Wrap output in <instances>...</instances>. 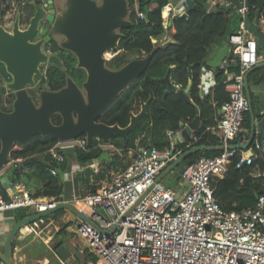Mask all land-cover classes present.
Wrapping results in <instances>:
<instances>
[{
  "label": "built area",
  "instance_id": "obj_1",
  "mask_svg": "<svg viewBox=\"0 0 264 264\" xmlns=\"http://www.w3.org/2000/svg\"><path fill=\"white\" fill-rule=\"evenodd\" d=\"M187 1L168 3L171 9L166 26L162 24L163 38L170 39V32L174 30L172 19L187 10ZM223 2L224 5H233L242 20L239 31L229 36L228 55L220 65L227 76L231 73L227 71L228 63L239 64L238 72L229 74L224 80L228 99L218 108L220 118L217 125L210 127L219 130L220 152L214 156H201L187 165L180 172L185 189L173 190L161 180L156 181L162 169L180 153L175 151L178 143L175 134L179 130L168 129V146H138L130 165L116 173L111 181L92 192H75L73 202L83 218L78 216L74 220V231L83 242L88 258L73 264H264V195L258 196L251 208L226 210L215 198L212 186L215 178L225 175L236 156L237 168L253 162L254 155H246V151L231 145L238 144L232 141L241 132L244 115L249 110L244 87L247 73L264 61V53L258 51L257 41L246 36L247 0H237L236 4L235 0ZM130 6L138 18H144L138 0H133ZM4 18L2 26L10 31L14 19ZM121 52L118 48L105 52L104 56L109 60ZM41 72L45 79L46 69ZM2 103L7 106V100ZM193 138L194 142L199 139ZM59 142L48 150L56 161L63 160L62 151L68 148H59ZM65 142L71 143L69 147H87L84 136ZM16 145L11 152L20 150V145L15 148ZM23 160L10 156L4 168L19 166L21 173L27 172L29 167L21 165ZM51 171L56 172L55 169ZM260 173L256 167L251 174L258 176ZM18 185L14 184L16 191ZM15 192L8 200L0 193V213L30 207L34 212H43L58 205L54 199L33 198L25 190L20 195ZM37 221L42 219L29 224V234L42 240V229ZM54 255L60 264H67L56 253ZM0 264L3 263L0 261Z\"/></svg>",
  "mask_w": 264,
  "mask_h": 264
},
{
  "label": "trees",
  "instance_id": "obj_2",
  "mask_svg": "<svg viewBox=\"0 0 264 264\" xmlns=\"http://www.w3.org/2000/svg\"><path fill=\"white\" fill-rule=\"evenodd\" d=\"M15 1L17 2L16 7L19 8L21 2L25 0ZM127 1L129 5H132L133 0ZM138 2L139 9L144 14V7L148 5V15L145 14L144 18L140 19L135 10H131L129 19L132 26L121 30L125 35L119 41V49L122 52L107 60L106 64L111 69H117L128 62L131 56H142L148 54L153 47L158 46V48L145 72L118 95L108 110L99 118V121L108 125L117 124L124 127L129 123L130 112L137 113L139 111L141 100L148 101L146 113L140 118L135 128L128 133L126 144H123L119 136L111 137L110 144L120 152L113 151L114 153L108 155V160H103L104 155L108 152L98 146L101 141L97 139H94L91 146L85 149L73 146L69 150L62 151V161H56L48 152L59 141L53 137L36 135L30 143L20 146V150L12 151L10 156L12 158L22 157L24 160L21 165L28 166L29 171L21 173L19 166H10L6 172L13 183L22 182L26 187L34 186L35 190L29 192L33 198L61 199L64 186L63 173L67 170L71 160H76L81 165H87L91 160L100 161L96 170L85 168L75 175L81 188L85 186L89 189L84 192L95 191L99 187V183L93 184L92 181H99L105 175H109L111 169H114L119 163L122 164V160L125 161L122 165V168L125 169L130 160L126 157L128 150H132L134 156V151L138 146H156L157 148L168 146L166 130H180L183 124L191 121L195 116L199 117L200 124L193 131V136L199 137V139L194 142L192 136L188 141L179 142L175 145V151L182 153L191 146L199 144L214 146V148L191 152L178 163L181 166L180 171L201 156H214L220 152L218 148L220 145L219 130H206V128L217 125L220 118L218 108L228 99L225 82L222 80L224 69L216 68L215 84L210 87L206 95L202 96L199 89L201 68L207 62L210 46L226 44L229 36L239 31V24L242 20L240 14L233 5L216 4L214 8L209 9L204 0H197L186 17L174 16L172 19L174 31L170 32V39L167 40L163 38L162 24L166 26L167 22L163 20L161 9L170 0H138ZM236 2L237 0L234 3L236 4ZM247 4L246 21L254 23L256 11L259 10V14L264 13V3L262 0H247ZM13 7L11 0L7 2L0 0V16L3 17ZM30 9L27 11L28 15ZM50 49L57 53L63 68L48 65L45 87L49 90H58L65 85L67 76H70L77 84H81L85 79V71L76 67L75 56L71 52L61 49L55 41H52ZM189 65H191V71H189ZM259 69L262 72L259 80L264 81V66ZM238 70V62L228 63V72L237 73ZM167 71H169L171 81L180 89H185L189 80L191 81L188 89L189 100L177 92L163 95L166 86L162 77ZM251 98V105L255 112V97L251 95ZM7 100L10 101L8 98ZM255 116L258 117V114L256 113ZM60 121L61 118L58 114L52 116L53 123L57 124ZM250 128L251 117L247 111L244 115L241 132L232 142L237 143L238 140L249 139ZM261 143L264 148V130ZM248 149H251L254 155L250 165L237 168L235 166L238 160L236 156V160L234 159L229 165L225 175L222 178H215L212 182L214 196L226 210L240 211L251 208L258 196L264 195V150L256 147L254 140L246 148L239 150L245 152ZM40 160L53 165L58 172L52 173L51 169ZM256 167L261 173L258 176H253L251 173L256 170ZM0 193L5 199H9L8 193L1 184ZM29 214L31 213L28 208H20L15 212V219L20 220ZM65 230V227H62L58 234H65ZM61 245H63L62 238L54 244V248L57 249Z\"/></svg>",
  "mask_w": 264,
  "mask_h": 264
},
{
  "label": "water",
  "instance_id": "obj_3",
  "mask_svg": "<svg viewBox=\"0 0 264 264\" xmlns=\"http://www.w3.org/2000/svg\"><path fill=\"white\" fill-rule=\"evenodd\" d=\"M32 6V14L28 19L26 28L21 29L18 21L21 12H16L12 29L6 30L0 23V88L4 87L13 92L10 106L0 102V171L9 161L14 144L24 146L30 143L34 136L53 137L61 142L74 140L84 136L86 146H91L94 139L103 144H110L111 137L119 136L126 144L128 133L138 124L140 118L146 113L148 101H140L137 113L130 112L129 123L120 127L117 124L108 125L99 118L108 110L118 95L129 84L138 79L146 70L158 46L144 56L133 55L128 62L117 69L107 66L104 53L116 51L119 41L125 37L122 29L132 26L129 19L131 6L127 0H63V9L60 10L54 0H27ZM187 10L180 14L186 17L194 6L196 0H188ZM15 7V6H14ZM148 15V5L144 7ZM8 12V11H7ZM6 12V13H7ZM26 17L28 13L24 12ZM259 11H256L258 21ZM1 21V16H0ZM50 24L48 33L37 40L40 26ZM51 36H60L58 46L71 52L76 58V67L85 71V79L77 84L70 76L65 79V85L58 90L38 88L36 77L40 75L41 66L54 65L63 68L59 56L54 52L45 51L43 44ZM228 55V46L217 50L214 57L206 62L212 68H218L222 60ZM191 71V65H189ZM226 75L222 76L224 81ZM162 81L165 83L163 95L177 92L189 100L188 89L178 88L170 79L169 71ZM247 93V83L244 84ZM37 92L38 103L28 89ZM249 114L251 128L249 139L245 142L232 144L239 149L246 148L255 138L257 146L263 148L261 133L264 128V112L259 120H255L251 108L249 94ZM58 114L60 123H53L52 116ZM199 117L195 116L187 122L182 134L188 141L190 134L199 126ZM214 146L203 144L194 145L180 153L167 165L164 172H168L184 157L193 151L212 150ZM45 166L54 169V166L40 160ZM58 172V170L56 169ZM159 174L156 181L162 179ZM0 184L8 195L16 191V187L7 175L0 177ZM59 209H69L77 216L83 218L78 210L70 203H60L47 211L34 212L18 220L7 234L3 247L0 248V261L3 264H14L10 258L11 242L14 236L25 226L43 218ZM104 216L103 209L99 210ZM56 252L62 259L70 256V251L61 245Z\"/></svg>",
  "mask_w": 264,
  "mask_h": 264
},
{
  "label": "crops",
  "instance_id": "obj_4",
  "mask_svg": "<svg viewBox=\"0 0 264 264\" xmlns=\"http://www.w3.org/2000/svg\"><path fill=\"white\" fill-rule=\"evenodd\" d=\"M5 1L7 2L8 0H5ZM54 1H55V4L59 7L62 0H54ZM204 1L207 3L209 9L214 8V6L216 4H220V5L223 4L224 5L223 0H204ZM262 1L264 3V0H262ZM25 2H27V0H25ZM11 4L15 6L17 4V2L15 0H11ZM14 11H15V9L8 11L4 15V17H13V19H14V16H13V13H15ZM27 11H29V10L27 9ZM27 11H26V13H28ZM245 26H246L245 28L247 30L246 36L247 37H253L257 41V44L259 45L258 51L260 50V54H263L264 53V13L261 12L259 14L258 21H255L254 23H250V22L246 21ZM173 31L174 30L172 29L171 32H173ZM167 40H169V39H167ZM225 45H227V43L224 45L214 44V45L210 46L208 49L207 61L211 60L214 57L217 50L220 49L221 47L225 46ZM261 66H264V61H260L252 69H250L247 73L246 80H245L247 83V93L249 94L250 100L252 99L251 95H253V97H255L254 98V100H255L254 103H255V108H256L255 112H254L252 105H251L252 113L254 115L255 120H259L262 117L261 113L264 112V81L259 80L261 73H262L261 69H259ZM215 74H216V68L209 67L206 64L202 66V68H201V79H200V84H199L200 94L202 96L206 95L208 93L210 87L215 84V81H216ZM229 74H232V73H229ZM229 74L226 77H229ZM251 104H252V101H251ZM256 113L258 114V117L255 116ZM251 123H252V120H251ZM185 124H183V126L178 131V133L175 134V138L178 141V143L186 140L184 135L182 134V130H183V127ZM199 124H200V121H199ZM207 128H209V130H211L210 127H207ZM263 130H264V128H263ZM263 130H262V132H263ZM193 131L190 134V138L193 136ZM261 137H262V133H261ZM247 140H244L242 142H245ZM253 140H254L256 147H258L255 138ZM237 143H240V142H237ZM101 146L106 147V144H104V145L101 144ZM108 146H110V154H112L114 152H117V153L120 152V150L115 149L113 147V145L108 144ZM219 147H220V145L218 146V148ZM261 149L264 150V148H261ZM250 151H252V150L250 149ZM131 154H132V150H128L126 152V157L130 158V160L128 161V165L126 167H128L130 165V163L132 162V159L134 157L133 156L131 158ZM179 154H177L176 156H178ZM108 155L109 154H105L103 157V160H105V159L108 160ZM176 156L174 158H176ZM99 162H100L99 160H91L88 162L87 165H81L76 160H71L69 162V166H68L67 170L63 173V181H64L63 192L61 193V199L56 200V201H58L57 204L66 202V203H70L71 205H73L76 208L77 204L75 202H73V196H74V193L77 192L80 188L78 186V182L75 179V175L77 172L82 171L85 168H92V169L96 170L98 168ZM171 162H169V163H171ZM124 163H125V161L122 160V164L119 163L114 169L110 170V175H111L110 181L112 180V178L114 177V175L117 172L124 169V168H122V165ZM167 165L160 172V174H162L163 176L165 174H167L168 172L176 169L178 163L170 171L164 172ZM7 168H3L0 171L1 176L4 174V175H7L9 177L8 173L6 172ZM163 176H162V178H163ZM161 181H162V179H161ZM13 184H15V183H13ZM18 184L19 185H18L17 191L15 192V194H17V195L22 194L23 190L27 191L28 193L30 191L33 192L35 190L34 186H27L26 187L25 184L22 182H20ZM177 185H178V187H176V188H173L170 186H169V188H171L173 190H179L182 188L185 189V187H186L182 183L180 173L178 175ZM19 189L21 191H18ZM37 199L38 200H43V199H45V200L54 199L55 200V198H53V197H40ZM19 209L20 208H16L13 210H6V211L0 213V248L3 247V244L5 242L7 234L10 232L13 225L18 221L15 219V212ZM28 210L30 213H34V211H35L33 207L28 208ZM71 212H72V210H69V209H59V210L54 211L51 214H48L47 216H44L43 218H41L42 221H37L40 228L42 229V232H41L43 235L42 241L39 238H36L34 235L29 234V229L31 226L29 224L27 226H25L20 232H18L14 236V238L12 239L13 245L11 242V248H10V258L14 262V264H52V261L48 257L44 256L42 253L37 252L35 247L39 243H41L44 245V247L48 251H52V248L54 249L52 244L53 243L55 244L56 241L59 242V240H61V238L63 239V245H65L68 248V250L70 251V256H71V254L76 253V251L79 252L80 248L79 247L77 248V244L75 243L74 239H72L70 237L71 234H73L75 236V239L76 240L78 239L75 235L74 227L72 229L71 228L69 229V227H68V220L70 218ZM77 217L78 216L76 215L74 220ZM62 227H65L66 233L65 234H58V231ZM81 244L83 245L82 241H81ZM54 251H55L54 253L58 254L56 252V249H54Z\"/></svg>",
  "mask_w": 264,
  "mask_h": 264
},
{
  "label": "rangeland",
  "instance_id": "obj_5",
  "mask_svg": "<svg viewBox=\"0 0 264 264\" xmlns=\"http://www.w3.org/2000/svg\"><path fill=\"white\" fill-rule=\"evenodd\" d=\"M174 1L175 0H170V3H172V4H174ZM60 10L61 9H63V0L61 1V3H60ZM8 29H9V27H8ZM42 31V29H40V32ZM56 39H59V41L61 40L60 38H56ZM46 68H48V65H45V67H44V69H46ZM1 71V70H0ZM2 73H4V71L2 70ZM40 88H45V83L43 82V81H41L40 82ZM1 97L3 98V99H5L6 97H5V93L3 92L2 94H1ZM238 142H242V141H240V140H238ZM69 145H71V143H68V142H64V143H61V142H59L58 143V146H59V148H61V147H68V148H66L65 150H69L71 147H69ZM98 146H100L101 148H103V149H105L107 152H108V154H110V146H108V145H106V147L105 146H101V145H98ZM17 147H19L18 145H16L15 146V148H17ZM250 154H252L253 155V153H252V151H250V149L249 150H247L246 151V155H250ZM133 157V155L131 154V158ZM99 166V165H98ZM181 170V166H177V168L176 169H174V170H172V171H170V172H168L167 174H165L164 176H163V178H162V182L167 186V187H173V188H176V187H178V185H177V180H178V175H179V173L181 172L180 171ZM110 174L109 175H105V177L103 178V179H101V180H99V181H96V180H94V181H92V183L93 184H98L99 183V186L100 185H102L103 183H106V182H109L110 181ZM65 180V179H64ZM78 186H80L79 184H78ZM80 189L77 191L78 193H81V192H84V191H87V190H89L87 187H85V186H83L82 188H81V186L79 187ZM43 200H45V199H43ZM67 211V210H66ZM75 214H74V212H71V214H70V218H69V220H68V227H69V229L71 228H73L74 227V218H75ZM42 237H43V235H42ZM72 239H74V241H75V243L77 244V248L79 247L80 248V251L78 252V251H76V253H74V254H71V256L69 257V258H67V259H64L66 262H67V264H73V262H77V261H82V262H84V261H86L87 260V258H88V255H87V252H86V249H85V247L81 244V240L78 238L77 240L75 239V236L73 235V234H71V236H70ZM42 241V240H41ZM58 241H56L55 242V244L57 243ZM53 245V247H54V243L52 244ZM35 249H36V251L37 252H39V253H42L44 256H46V257H48L51 261H52V264H60V262H59V259H58V257L57 256H55L54 255V249L52 248V251H48L45 247H44V245L43 244H41V243H39L36 247H35ZM58 255V254H57ZM59 256V255H58ZM60 257V256H59ZM61 258V257H60Z\"/></svg>",
  "mask_w": 264,
  "mask_h": 264
},
{
  "label": "flooded vegetation",
  "instance_id": "obj_6",
  "mask_svg": "<svg viewBox=\"0 0 264 264\" xmlns=\"http://www.w3.org/2000/svg\"><path fill=\"white\" fill-rule=\"evenodd\" d=\"M30 8H31V9H30ZM58 8H60V6H59ZM25 9H30V14H29L28 17H26V15L24 14V12L27 11V10H25ZM18 10L21 12V15L19 16L18 24H19V27H20L21 29H24V28H26V26H27V24H28V19H29L30 15L32 14V13H31V12H32V6H31L30 3H28V2H25V1H24V2H21L19 8L15 7V11H14L15 13H13L14 20H15V17H16V12H17ZM4 20H5L4 16L1 17V21H0V23L2 24ZM14 20H13V22H14ZM12 25H13V24H12ZM49 27H50V24H49V23L44 24L43 27H42V25H41V26H40V29H42V31L40 32V29H39L37 36L34 37V40H37V39H39V38L44 37V36L48 33ZM11 29H12V26H11ZM11 29H10V30H11ZM56 38H60V39H61L60 36H51L49 40H47V41L44 42V44H43V48H44L45 51L54 52V51H52V49H50V47H51L52 41H55L57 44L59 43V39H56ZM54 53H56V52H54ZM56 54H57V53H56ZM44 67H45V66H41V70H42ZM0 70H1V71L3 70V65H2L1 63H0ZM46 71H47V68H46ZM41 81H43L44 83H46V72H45V79L42 77V72H41V71H40V75L36 77V83H37L38 88H40V82H41ZM45 88H46V87H45ZM2 91H5V92H4V93H5V96H6V99H5V100H7V98L10 99V101L7 100V106H10V105H11V102H12V100H13V92L8 91V90L5 89L4 87H1V88H0V100H1V102L5 101V100L1 97ZM28 91H29V93L33 96L34 101H35L36 103H38L37 92H36L33 88H29Z\"/></svg>",
  "mask_w": 264,
  "mask_h": 264
},
{
  "label": "bare ground",
  "instance_id": "obj_7",
  "mask_svg": "<svg viewBox=\"0 0 264 264\" xmlns=\"http://www.w3.org/2000/svg\"><path fill=\"white\" fill-rule=\"evenodd\" d=\"M170 9H171V6L169 4L164 6V7H162V9H161L163 20L166 21V22H167L168 17H169ZM18 191H21V190L19 189Z\"/></svg>",
  "mask_w": 264,
  "mask_h": 264
}]
</instances>
